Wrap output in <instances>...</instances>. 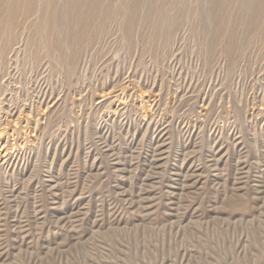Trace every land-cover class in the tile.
<instances>
[{
	"label": "rangeland",
	"instance_id": "rangeland-1",
	"mask_svg": "<svg viewBox=\"0 0 264 264\" xmlns=\"http://www.w3.org/2000/svg\"><path fill=\"white\" fill-rule=\"evenodd\" d=\"M149 3L76 69L65 21L61 57L27 28L0 58V264H264V18L230 3L219 47L217 3L172 0L149 40Z\"/></svg>",
	"mask_w": 264,
	"mask_h": 264
},
{
	"label": "bare ground",
	"instance_id": "bare-ground-1",
	"mask_svg": "<svg viewBox=\"0 0 264 264\" xmlns=\"http://www.w3.org/2000/svg\"><path fill=\"white\" fill-rule=\"evenodd\" d=\"M171 1L172 0H150L147 17L150 18L149 20L153 29L151 32L146 33L147 39L151 40L158 38L164 30L169 34V29L174 23L172 25L170 24L169 28L163 27L164 24L161 23L160 19L161 16H164L170 10ZM213 1L217 3L221 11L219 14L217 12L218 16L216 15L218 24L216 37L215 39L213 38L215 40V46H219L221 40H223L222 37L227 35L228 30H226V22L229 20V26L235 23L236 16L230 17L229 15L227 21L226 18L221 16L230 3L237 4V8L240 11L246 8L256 19L257 17L264 18V0ZM57 2V0H0V58H2V60L12 44L17 42L16 39L19 38L20 32L22 31V35L24 31H27L25 30L27 28L28 30L30 28L32 29L29 30V36L27 35L26 37L28 41H26L25 44L27 42L29 43V47L31 48L30 52L36 55L37 59H39L38 56L43 57L44 54L47 56L52 54L55 56V59H57V55L61 57L66 54L64 44L61 40L62 35L57 31V23L61 26L62 23L64 25L63 21L68 23L67 25L65 24L66 27L69 25V34L67 35H71L72 41L74 42V46H71L72 48L69 49L70 52H67L65 56L68 60L70 69L77 68L78 61L81 59L80 56H82V50L99 36L98 33L103 31L107 18L124 15L125 22L123 32L129 41H132L131 39L133 38L138 22L137 18L139 16L140 0H126L122 6L117 8L110 6V0H65L64 4L66 2L65 8L67 6V9H64V14L62 13L63 10L57 7ZM38 7L41 8V12H38L41 14H38L36 18L33 16L35 20L27 24L31 14L35 13L34 11L35 9L38 10ZM262 26L264 27V19L262 21ZM233 28L229 30L228 38L225 39L227 41L223 47L228 57H232L238 50L239 41ZM64 38L65 37H63V39ZM0 62L4 63L5 61Z\"/></svg>",
	"mask_w": 264,
	"mask_h": 264
}]
</instances>
